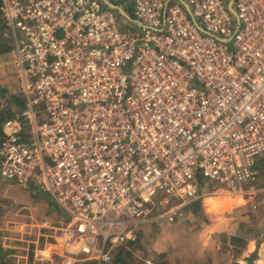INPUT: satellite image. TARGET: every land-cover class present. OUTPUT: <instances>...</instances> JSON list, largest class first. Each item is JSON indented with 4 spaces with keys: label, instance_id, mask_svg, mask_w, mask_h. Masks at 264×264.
Returning <instances> with one entry per match:
<instances>
[{
    "label": "built area",
    "instance_id": "built-area-1",
    "mask_svg": "<svg viewBox=\"0 0 264 264\" xmlns=\"http://www.w3.org/2000/svg\"><path fill=\"white\" fill-rule=\"evenodd\" d=\"M107 1L3 0L25 108L0 176L56 203L63 264L112 262L210 186L255 194L264 164V0Z\"/></svg>",
    "mask_w": 264,
    "mask_h": 264
},
{
    "label": "rangeland",
    "instance_id": "rangeland-1",
    "mask_svg": "<svg viewBox=\"0 0 264 264\" xmlns=\"http://www.w3.org/2000/svg\"><path fill=\"white\" fill-rule=\"evenodd\" d=\"M132 5L131 3L129 6L131 7ZM129 13L131 14V12ZM118 20H120V17H118ZM0 82L8 87L10 93H20L22 91L14 50L4 56H0ZM39 107L41 110H45L44 103H40ZM40 118L42 121L46 120V114L44 116L41 115ZM258 188L259 191L253 194L252 198L249 195L247 196L251 201H254V204L251 203L253 204L251 206L250 203L245 204L246 201L244 199H238L237 194L228 193L229 189L226 188L225 185L210 186L205 190L206 196L204 198H208L207 202H205L204 198V202H192L186 208L185 216L181 220L174 223H168L162 220L139 227L141 231L138 234L139 229L137 230V238L133 240L135 243L133 242L126 251H128V254L133 255L136 262L146 258H151L154 261L155 250H157L155 243L160 239L164 241L170 239L173 243L171 246L173 256H180V251L186 250L187 246L190 244V241L187 242L190 235L200 231L204 226L209 224L210 219L206 215L208 210L214 213L213 216H211L212 221H214L215 217L217 221H220V219H227L229 215L241 211V209H243L242 212L245 216H251L250 214L252 213L250 212L252 210L263 211L264 213V164L263 169H261ZM204 203L206 206H208L207 203H209L208 210L204 208ZM219 210L221 211L219 212ZM219 215L227 217L222 218ZM259 216L256 218V224H259ZM48 219L53 223H51L48 228H42L40 224ZM62 219L63 215L61 210L56 203L51 200L48 194L40 193L32 186L25 187L13 181L3 179L0 176V228L4 229L7 227L13 230H4L6 235L3 236L7 241H12V244H14V242H20L21 240L19 241V238L22 237L23 241L19 246H23V250L29 251L32 261L35 259L36 253L39 254L38 258L41 260L42 251H45L48 245L53 246V244L56 243V238L58 239L57 242H61L60 231L62 227L60 221ZM231 221V223H233V220ZM34 224H38V227L35 226L34 228V234H27L26 231L34 227ZM1 231L3 232V230ZM175 234L182 238L179 243L173 238ZM0 241H2V237ZM170 241L168 242L171 243ZM54 247L53 250L55 251L56 246L54 245ZM54 256L52 261H45L44 263L62 264L58 257H56V254H54ZM6 258L9 259L7 255ZM8 261L14 264L11 258ZM35 261H37L36 264H43L38 261V259L34 260V263Z\"/></svg>",
    "mask_w": 264,
    "mask_h": 264
},
{
    "label": "crops",
    "instance_id": "crops-1",
    "mask_svg": "<svg viewBox=\"0 0 264 264\" xmlns=\"http://www.w3.org/2000/svg\"><path fill=\"white\" fill-rule=\"evenodd\" d=\"M252 195L253 194H249L251 198L253 197ZM247 196L248 195H238V199H244L246 201L245 204L250 203L252 206L254 201H251V199L247 198ZM204 199L205 202H207L208 198ZM204 199L202 198L196 201L204 202ZM207 204L209 206V203ZM208 206L205 205L204 208L208 210ZM242 210L243 209L233 213L232 215H229V218L227 219H220V221H217L216 217L214 218V221H212L211 216H213L214 213L208 210L206 215L210 219L209 224L204 226L200 231L190 235V238L187 239V242L190 241V244L187 246L186 250L180 251V256H173V250L171 249L173 243L170 241V239L164 241L159 238L160 240L155 243L157 250H155L156 253L154 256V261L152 260V264H264V213L263 211L252 210L250 212L252 213L250 214L251 216H245ZM220 211L221 210H219V212ZM257 216L260 217L259 224H256ZM220 217L226 218L227 216ZM231 220H233V223H231ZM45 221L48 223L50 222L48 224L49 226L51 223H53L51 220L49 221V219ZM45 221L40 224L42 228L49 227L44 226ZM62 221L63 219L60 221V223ZM155 222L141 224L140 227L143 225L153 224ZM33 226L34 227H31L28 231H26L27 234H34V228L35 226L38 227V224H34ZM0 229L3 230V232L0 230L2 237V241H0V248L3 254V257L0 259V264H11V261H8L10 258L14 264H36L37 261L34 263V260L37 259L41 263L47 264L44 262L52 261L55 257L54 254H56V257H58L60 263L62 262V255L67 249V246L62 241L63 228L60 231L61 242H57L58 239L56 238V243H54L53 246L48 245L46 250L42 251L41 260L38 258L39 254L36 253L34 257L35 259H33V261L30 259L31 255L29 254V251L24 249V252L23 246H19L23 241L22 237L19 238V241L21 240L20 242H14V244H12V241H7L3 235H6L4 230H13L8 229L7 227ZM140 231L141 229H139L138 234ZM173 236V238H175L174 240L178 243L182 239L179 235L177 236V234ZM133 242L134 241L131 240L120 246L118 250L114 252L113 261L105 264H148L147 259L151 258L142 259L141 261L136 262L133 255L128 254V251L126 250H128ZM54 245L56 246L55 251L53 250V248H55ZM72 251L75 254L77 250L75 251L72 249ZM6 255L9 259L6 258ZM76 257L78 260L73 264H95L94 261L89 259L86 255L78 253L76 254Z\"/></svg>",
    "mask_w": 264,
    "mask_h": 264
},
{
    "label": "trees",
    "instance_id": "trees-1",
    "mask_svg": "<svg viewBox=\"0 0 264 264\" xmlns=\"http://www.w3.org/2000/svg\"><path fill=\"white\" fill-rule=\"evenodd\" d=\"M14 50V42L10 29L3 17V0H0V56ZM25 108L22 91L10 93L6 85L0 82V146L4 140L3 124L8 118L17 116ZM3 257L0 248V259Z\"/></svg>",
    "mask_w": 264,
    "mask_h": 264
},
{
    "label": "water",
    "instance_id": "water-1",
    "mask_svg": "<svg viewBox=\"0 0 264 264\" xmlns=\"http://www.w3.org/2000/svg\"><path fill=\"white\" fill-rule=\"evenodd\" d=\"M107 1V0H106ZM107 3L109 4V5H112V6H114V4H112L111 2H109V1H107ZM234 11V10H233Z\"/></svg>",
    "mask_w": 264,
    "mask_h": 264
},
{
    "label": "bare ground",
    "instance_id": "bare-ground-1",
    "mask_svg": "<svg viewBox=\"0 0 264 264\" xmlns=\"http://www.w3.org/2000/svg\"><path fill=\"white\" fill-rule=\"evenodd\" d=\"M240 196V195H239Z\"/></svg>",
    "mask_w": 264,
    "mask_h": 264
}]
</instances>
